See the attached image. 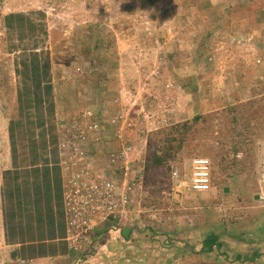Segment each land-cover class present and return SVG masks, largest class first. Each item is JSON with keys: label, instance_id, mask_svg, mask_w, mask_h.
<instances>
[{"label": "rangeland", "instance_id": "rangeland-1", "mask_svg": "<svg viewBox=\"0 0 264 264\" xmlns=\"http://www.w3.org/2000/svg\"><path fill=\"white\" fill-rule=\"evenodd\" d=\"M29 11L41 12L33 18L47 30L43 44L39 30L36 37L50 61L58 159L63 130L100 123L98 143L87 147L91 158L80 163L105 169L115 179H121L124 166L127 178L140 175L139 202L132 209H140L142 231H153L156 221L158 230L168 229L179 245L184 240L183 247L193 249L210 229L225 234L229 245L234 244L229 238L240 237L264 251V240L254 244L255 234L264 233V182L258 177L264 143V0H0V151L5 150L1 135H8V122L17 114L18 84V52L10 51L17 35L2 19ZM228 106L244 122L195 132L171 162L187 167L193 157L208 158V191L176 190L165 167L146 169L154 129ZM120 133L133 146L115 169L107 166L106 156L120 146ZM27 139L16 132L18 153ZM231 140L239 147L234 153L226 146L223 169L215 146ZM255 217V225L249 223ZM213 253L221 255L215 248Z\"/></svg>", "mask_w": 264, "mask_h": 264}, {"label": "crops", "instance_id": "crops-1", "mask_svg": "<svg viewBox=\"0 0 264 264\" xmlns=\"http://www.w3.org/2000/svg\"><path fill=\"white\" fill-rule=\"evenodd\" d=\"M1 136L0 264H19L21 259H31L32 264H264V257L224 262L213 251L183 247L186 241L179 245L168 229H157L156 221L153 231H142L140 209L135 207L124 224L109 220L98 225L85 249L74 253L66 242L58 155L55 162L44 164L39 157L40 162L31 165L27 154L7 150L8 135Z\"/></svg>", "mask_w": 264, "mask_h": 264}, {"label": "trees", "instance_id": "trees-1", "mask_svg": "<svg viewBox=\"0 0 264 264\" xmlns=\"http://www.w3.org/2000/svg\"><path fill=\"white\" fill-rule=\"evenodd\" d=\"M255 10L254 7L251 12L253 13ZM33 16L40 18L41 12H10L2 19L5 28L13 30L17 35V42L10 45L11 52H18L14 61V72L18 78L16 87L17 114L9 120L7 127L10 152L14 155L19 152L15 145V135L18 132L22 138H28L21 144V147L23 146L21 153L29 156L28 162L31 165L40 161L44 164H47L49 160L55 162L57 155V133L55 120H53L55 103L52 98L50 61L46 52L39 46L36 37L41 34L40 43L43 44L47 30L45 23L43 21L39 23ZM36 30H39L38 34ZM221 113L226 115L225 118L219 117ZM242 121L244 122L243 116L235 112V107L228 106L209 114H196L191 118L158 127L151 133L149 143L152 146V154L151 159L146 163V169L165 167L170 175L172 160L183 149L187 140L196 138L195 132H197L196 136L200 130L216 132L221 128V123L226 127H234ZM230 142L231 144L218 142L215 146L220 150L218 163L223 169L227 167L229 157V148L226 146L230 145L234 153L239 147L237 140ZM257 220L258 218L255 217L248 221L254 224ZM237 222L234 221V223ZM224 236L225 234L220 236L215 230L208 229L201 240L200 250L210 252L215 248L227 261L240 263L258 261L260 257H264V251L260 250V247H252L250 243L241 241L240 237L238 239L229 238L234 243L231 246L225 241ZM254 238H256L254 244H258L260 240H264V233L255 234ZM245 245L250 246L249 250H244Z\"/></svg>", "mask_w": 264, "mask_h": 264}, {"label": "built area", "instance_id": "built-area-1", "mask_svg": "<svg viewBox=\"0 0 264 264\" xmlns=\"http://www.w3.org/2000/svg\"><path fill=\"white\" fill-rule=\"evenodd\" d=\"M100 126L95 121L83 125L73 124L63 130L57 144L59 169L64 178L62 203L68 231L66 242L68 249L74 253L85 249L94 230L101 223L109 220L126 223L135 202H139L136 197L142 186L140 175L127 178V167L124 166L119 176L121 179H115L107 175L105 169H94L88 163L81 164L87 156L91 158L87 155V147L89 149L90 144L98 143ZM121 136L120 133V146L107 153L108 167L119 169L116 168L118 162L125 161L132 151L133 145ZM259 165L258 177L260 182H264V143ZM170 179L176 190L205 192L211 185L210 161L206 157H193L187 167L175 164ZM19 264H32V260L21 259Z\"/></svg>", "mask_w": 264, "mask_h": 264}, {"label": "water", "instance_id": "water-1", "mask_svg": "<svg viewBox=\"0 0 264 264\" xmlns=\"http://www.w3.org/2000/svg\"><path fill=\"white\" fill-rule=\"evenodd\" d=\"M228 190V187L227 186H225L224 187V191H227ZM258 197V194H255V198H257Z\"/></svg>", "mask_w": 264, "mask_h": 264}]
</instances>
